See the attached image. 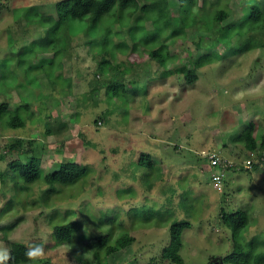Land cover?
I'll return each instance as SVG.
<instances>
[{
    "label": "rangeland",
    "instance_id": "obj_1",
    "mask_svg": "<svg viewBox=\"0 0 264 264\" xmlns=\"http://www.w3.org/2000/svg\"><path fill=\"white\" fill-rule=\"evenodd\" d=\"M56 1L0 0V101H7L10 111L22 108L23 100L29 103L19 109L23 125L0 123V258L8 254V241L17 240L43 250L42 256L22 264H175L160 258L161 250L169 243L170 223L188 220L179 252L185 264H209L231 251L232 234L221 213L237 209L248 212L240 241H252L264 253V162L255 169L248 163L257 161L256 154L264 149L249 150L242 136L251 123L256 137L264 135V46L223 55L225 45L214 39L222 28L240 27L252 3L260 4L264 16V0H211L205 7L211 6V14L225 9L224 20L202 28L191 25L180 36H162L171 64L220 53L198 66L192 83L183 73L162 77V66L145 52L151 43L141 45L143 51L115 48L130 25L106 18L95 22V36L85 31L83 19L60 23V39L69 38L61 68L50 51L34 48V54L21 55L25 72L19 75L23 70L15 66L14 54L21 46L28 49L33 39L43 47L41 42L51 38L50 29L36 22L39 15L27 22L25 13L34 7L39 14H54ZM175 2L167 3L169 14H177ZM104 37L114 53L107 57L119 63L115 79L98 69L100 44L95 40ZM240 38L232 34L231 45L237 47ZM4 58L9 59L6 77ZM125 66L130 70L123 79ZM99 81L104 86L92 91ZM18 136L41 146L36 155L44 173L65 160L85 165V173L73 183L53 184L42 176L28 183L18 177L14 181L11 174L2 177L7 163L23 152L5 151L6 143ZM142 151L150 153L152 167L138 164ZM205 151L233 163L219 182L211 175L214 168ZM13 221L14 226L2 228ZM66 221L79 223L68 244L51 234L55 223Z\"/></svg>",
    "mask_w": 264,
    "mask_h": 264
},
{
    "label": "trees",
    "instance_id": "obj_2",
    "mask_svg": "<svg viewBox=\"0 0 264 264\" xmlns=\"http://www.w3.org/2000/svg\"><path fill=\"white\" fill-rule=\"evenodd\" d=\"M205 1V2H204ZM169 0H144L141 3L140 0H57L55 3L54 14H39L40 11L36 8H29V11L25 13L27 22L31 21V17L38 16L37 23L39 26L44 27L46 31L50 29L51 38L46 42H41L43 47H37L38 44L35 39L30 42L28 49L25 46H21V49L14 55L17 57L18 64L15 65L18 70H23L19 73L22 74L24 71V62L21 61V55L26 53H35L34 50L40 48V50L50 51V59L58 61L57 65L61 68L62 51L69 45V38L64 37L60 39V23L67 19L79 18L83 19L86 23L85 31L89 30L92 36H95V24L100 22L101 18H106L108 21L117 22L122 26H129V30L123 33V40L115 44L117 46L126 47L129 46L131 51L140 50V46L151 43V47L145 51L151 60H156L162 69L160 75L162 77L169 76L173 73H183L188 83H192L197 77V68L203 64L211 63L214 58L220 57L218 51H211L204 53L196 58L184 59L180 64H171L172 57L170 50L164 43V39L161 40L163 35L168 36H180L187 32V29L191 25H197L202 28L203 25H208L212 21L221 22L224 20L228 12L225 9H215L211 14V6L213 3L211 0H203L201 5H195L196 0H176L175 4L179 6L177 14L172 15L167 12V3ZM210 4V7H205V4ZM27 9V10H28ZM117 10V12L114 11ZM202 9V11H201ZM18 9H14L15 15ZM141 10V12H139ZM90 21L86 20L89 19ZM103 16V17H102ZM96 22V23H95ZM134 22V25L130 24ZM243 22V24H242ZM240 23V27L230 29L229 27L222 28L219 35L214 39L220 41L225 46L223 55L231 52H241L251 46H264V16H262L261 6L259 3H252L249 7L248 16L243 19ZM52 25L50 28L49 26ZM242 25V26H241ZM244 27L247 29L244 30ZM167 33V34H166ZM232 34L241 37L238 41V46L233 47L231 45L230 36ZM70 36V35H67ZM71 37V36H70ZM109 38V37H108ZM108 38L102 39H89L88 43L95 40V43L100 44L98 59V69L104 74H108V77L116 78L118 73L116 67L119 65L118 62H114L107 57L109 53L111 57L112 50L107 46ZM12 37L8 36V44L14 50V40L10 41ZM131 40V42L129 41ZM127 41V42H125ZM131 45H129V43ZM12 43V46H11ZM33 44V48H31ZM36 46V47H34ZM114 46V44H113ZM35 48V49H34ZM11 49V50H12ZM144 48H142L143 51ZM114 50V49H113ZM119 50H123L120 48ZM221 54V55H222ZM9 59L4 58L3 77L7 76V64ZM23 65V66H22ZM33 66V65H31ZM126 72L120 76L124 79L125 75L129 72L130 68L125 66ZM31 67H28V73H30ZM14 73V72H13ZM61 76V73L59 71ZM110 78V79H111ZM120 79V78H118ZM103 81V80H102ZM102 81L95 82L96 84L92 87V91L95 88H102L104 83ZM13 82V81H12ZM14 83H16L14 81ZM8 86V84H4ZM106 85V84H105ZM2 86H0L1 88ZM108 87L106 86V92ZM23 104L20 107H28V101L23 100ZM17 107L15 111H10L8 108V102L5 100L0 101V123L3 127L9 125L11 127H20L24 123V118L19 114ZM253 123L246 127L242 133L244 137L245 145L249 150H254L256 147L264 149V135L256 137L253 132ZM34 139H24L23 137H16L12 141L9 140L5 145V151L12 149L15 151L23 152L24 156L17 154L15 158L11 159L7 163V171L1 173L2 177L11 174L12 179L15 181L17 177L20 178L24 183L36 181L39 177H43L45 182L48 184L58 183H73L80 179L86 171V166L72 160L61 161L56 168L44 173L41 166L40 156L36 155L41 151V146L34 143ZM257 161L250 160V167L253 169L257 168L260 162H264V152H258L256 154ZM138 164L146 167H152V159L150 153L142 151L138 159ZM230 166V165H229ZM227 166L225 169H227ZM244 166V165H243ZM242 166V167H243ZM247 168V166H246ZM151 211H149L150 213ZM223 223L228 226L231 231L233 238V245L231 251L221 256L223 261L230 264H264V253L261 250L255 249V244L249 241L247 245L242 243L239 238V230L246 227L248 224V212L245 209H237L234 211H222L221 213ZM16 221L10 224L3 225L2 228H10L14 226ZM188 220H173L169 225V243L164 245L160 258H167L175 264H185L179 249L182 245L181 235L185 227L189 226ZM79 223L77 221H66L55 223L52 227L51 234L56 238L59 243H70L74 240L75 230L78 228ZM79 239H83V235L78 236ZM87 246H90L92 242L90 239L85 241ZM31 248L30 245L25 244L21 241L11 240L8 241V254L0 258V264H22L30 261L26 256V252ZM37 264H53L50 260H44Z\"/></svg>",
    "mask_w": 264,
    "mask_h": 264
},
{
    "label": "built area",
    "instance_id": "obj_3",
    "mask_svg": "<svg viewBox=\"0 0 264 264\" xmlns=\"http://www.w3.org/2000/svg\"><path fill=\"white\" fill-rule=\"evenodd\" d=\"M203 154L208 159L210 166L214 168L211 174L213 179L219 182L222 179V176L224 175V169L229 165L231 166L233 163L221 156L216 151H205L203 152ZM249 162L250 161H248V163Z\"/></svg>",
    "mask_w": 264,
    "mask_h": 264
},
{
    "label": "clouds",
    "instance_id": "obj_4",
    "mask_svg": "<svg viewBox=\"0 0 264 264\" xmlns=\"http://www.w3.org/2000/svg\"><path fill=\"white\" fill-rule=\"evenodd\" d=\"M43 255V250L42 247H35V248H30L27 252H26V256L29 259H35L37 257H40Z\"/></svg>",
    "mask_w": 264,
    "mask_h": 264
},
{
    "label": "water",
    "instance_id": "obj_5",
    "mask_svg": "<svg viewBox=\"0 0 264 264\" xmlns=\"http://www.w3.org/2000/svg\"><path fill=\"white\" fill-rule=\"evenodd\" d=\"M213 262H216L218 264H223V259L221 256H216L213 258V260L209 261V264H213Z\"/></svg>",
    "mask_w": 264,
    "mask_h": 264
}]
</instances>
